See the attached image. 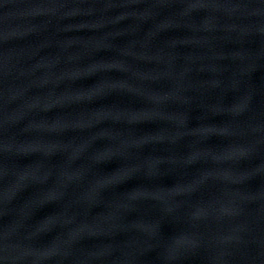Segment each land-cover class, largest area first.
<instances>
[{
    "label": "water",
    "instance_id": "water-1",
    "mask_svg": "<svg viewBox=\"0 0 264 264\" xmlns=\"http://www.w3.org/2000/svg\"><path fill=\"white\" fill-rule=\"evenodd\" d=\"M0 264H264V0H41Z\"/></svg>",
    "mask_w": 264,
    "mask_h": 264
}]
</instances>
